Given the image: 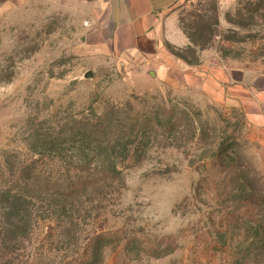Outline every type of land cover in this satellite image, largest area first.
Masks as SVG:
<instances>
[{"label":"rangeland","instance_id":"obj_1","mask_svg":"<svg viewBox=\"0 0 264 264\" xmlns=\"http://www.w3.org/2000/svg\"><path fill=\"white\" fill-rule=\"evenodd\" d=\"M178 17L212 34L173 55L206 50L264 87V0H186ZM95 35L65 0L0 9V264H264L261 122ZM88 130L109 134L115 173ZM97 236L112 242L94 257Z\"/></svg>","mask_w":264,"mask_h":264},{"label":"crops","instance_id":"obj_2","mask_svg":"<svg viewBox=\"0 0 264 264\" xmlns=\"http://www.w3.org/2000/svg\"><path fill=\"white\" fill-rule=\"evenodd\" d=\"M11 1L0 0V9ZM185 1L65 0L86 15V22L95 30L94 39L102 38L110 47L120 49L121 54L141 66L144 76L167 85L180 79L183 88L204 93L224 107H240L246 117L258 119L261 125L253 126V140L264 151V87L256 86L254 80L249 82L243 72L206 56V50L200 52L195 65L171 53L172 49L189 45L178 17Z\"/></svg>","mask_w":264,"mask_h":264},{"label":"trees","instance_id":"obj_3","mask_svg":"<svg viewBox=\"0 0 264 264\" xmlns=\"http://www.w3.org/2000/svg\"><path fill=\"white\" fill-rule=\"evenodd\" d=\"M179 23H180V26H181V21L179 20ZM182 32L184 33V35L186 36V38L188 39L189 41V45L187 46V49H192V47H197L198 45L196 44L195 40L194 39V35L195 34H200L202 35L203 33H205V30L209 31L210 34H212V29H210V27H201V28H198L196 31H195V34L194 35H189L187 34L183 28H181ZM203 51V50H202ZM174 56L182 61H184L185 63L189 64V65H195L197 64L198 60L197 58H195L193 61H188L183 55H181L179 52L175 53ZM116 126H119V123L116 125ZM103 133L105 131H102ZM80 133V132H78ZM82 136L84 137L86 135V130L82 132ZM81 134V133H80ZM87 135L89 137H92V138H89L90 139V146L87 147V149L92 152L93 150H97L98 148H101L103 153H99V155L93 157L91 156V161H97L98 163H102V164H105L107 167L111 168L112 169V172L115 173V168H114V165L113 163H111L110 161V156L107 155V153H109V151L113 152L114 151V146L113 145H110V143L107 145L106 143H104V141L102 140H99L105 136H109L108 133H105L103 134V136H100V134H98L97 132L95 131H92V130H88L87 132ZM87 136V137H88ZM101 137V138H99ZM92 143H94V148H93V145ZM95 153V152H94ZM104 170V169H103ZM108 174H111L113 175L112 173H108ZM99 178H97V180H101V179H106L107 178V173L106 172H99L98 174ZM106 177V178H105ZM95 180V181H97ZM68 190V187L66 186L62 191H63V195H67L65 193V191L67 192ZM62 194V193H61ZM264 200V199H262ZM14 231L17 232L18 231V228L15 226L14 228ZM110 242H112V240L110 238H107L105 236H97L95 237L91 244H90V247H89V250H92V256L94 257H98L99 255V250L100 248L103 246V245H107L109 244Z\"/></svg>","mask_w":264,"mask_h":264},{"label":"water","instance_id":"obj_4","mask_svg":"<svg viewBox=\"0 0 264 264\" xmlns=\"http://www.w3.org/2000/svg\"><path fill=\"white\" fill-rule=\"evenodd\" d=\"M84 79L90 80L92 78L91 72H86L83 76Z\"/></svg>","mask_w":264,"mask_h":264}]
</instances>
